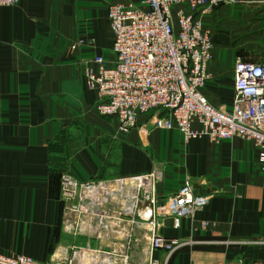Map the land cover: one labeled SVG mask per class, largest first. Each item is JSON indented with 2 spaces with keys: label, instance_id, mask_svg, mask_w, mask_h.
<instances>
[{
  "label": "crops",
  "instance_id": "obj_1",
  "mask_svg": "<svg viewBox=\"0 0 264 264\" xmlns=\"http://www.w3.org/2000/svg\"><path fill=\"white\" fill-rule=\"evenodd\" d=\"M135 0H18L0 6V252L46 264H116L114 239L69 234L61 225L60 182L110 180L158 166L157 203L188 179L204 204L189 216L163 217L157 233L175 239L154 249L155 264H242L264 258V163L251 140L184 139L153 127L156 112L139 115L127 132L95 110L96 94L81 63L111 59L106 9ZM184 12L189 11L181 6ZM212 39L201 93L231 108L236 58L264 60V0H225L193 11ZM74 248L78 252L72 255ZM146 234L134 229L130 264L145 260Z\"/></svg>",
  "mask_w": 264,
  "mask_h": 264
},
{
  "label": "built area",
  "instance_id": "obj_2",
  "mask_svg": "<svg viewBox=\"0 0 264 264\" xmlns=\"http://www.w3.org/2000/svg\"><path fill=\"white\" fill-rule=\"evenodd\" d=\"M18 0H0V6ZM225 0H135L107 6V27L112 58L101 55L81 63L84 86L96 94L95 110L115 121L127 132L139 115L156 112L153 127L176 129L184 139L205 137L217 142L241 137L255 147L256 160L264 163V60L236 58L232 67L231 108L215 107L201 93L206 66L212 56V39L195 9L209 12ZM181 6L189 11L184 12ZM158 166L147 172L110 180L77 183L61 176V225L66 233L94 239H114L122 244L111 252L116 264H130L129 246L134 229L146 234L145 260L133 264H155L154 249L172 250L177 242L157 233L163 217L189 216L207 198L193 194L184 179L176 191L157 203L154 188L161 179ZM80 250L74 248L72 255ZM0 264H46L23 254L0 252ZM54 264H72L63 259ZM216 264H223L217 262ZM242 264H264V258Z\"/></svg>",
  "mask_w": 264,
  "mask_h": 264
},
{
  "label": "rangeland",
  "instance_id": "obj_3",
  "mask_svg": "<svg viewBox=\"0 0 264 264\" xmlns=\"http://www.w3.org/2000/svg\"><path fill=\"white\" fill-rule=\"evenodd\" d=\"M188 264V263H187Z\"/></svg>",
  "mask_w": 264,
  "mask_h": 264
}]
</instances>
